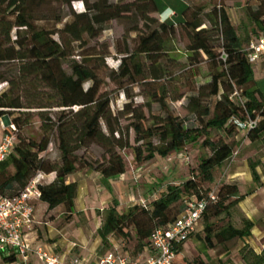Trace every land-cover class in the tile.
<instances>
[{
  "label": "trees",
  "instance_id": "1",
  "mask_svg": "<svg viewBox=\"0 0 264 264\" xmlns=\"http://www.w3.org/2000/svg\"><path fill=\"white\" fill-rule=\"evenodd\" d=\"M45 1L0 0V63L17 64L15 69L18 80L34 90L39 88L38 86L49 90L48 104H54L49 106L43 101H38L34 105L24 106L18 98L11 95L14 82L0 76V81L8 83L11 87L0 94V118L11 117V124L17 131H21L29 120V112L22 110L38 109L37 116L43 134L40 141L35 142L21 139L15 132L14 148L7 159L0 163V198L18 196L38 173L54 174L53 182L38 185L40 202L47 206L48 212L63 207L69 217L74 213L77 184L68 182L67 179L78 171L84 169L95 172L101 177L103 184H107L108 180L125 173V163L120 155L124 150H131L134 164L139 165L150 162L155 157L164 159L171 154L181 153L188 144L195 143L207 130L222 131L229 136L233 135L237 140L238 133L234 126L229 124V120H244L246 115L232 98L233 89L241 91L247 99L245 108L249 117L259 119L258 127L246 134L247 141L252 144L264 139V91L259 89L255 81L254 68L248 62L247 53L224 5L213 7L207 13L203 7H187L183 14L184 22L174 25L150 17V14L157 11L153 0H140L130 4H121V0H117L115 4L110 0H96L91 6L87 0H80L85 10L73 13L71 22L63 24L56 33L58 40H54L51 33L36 29L34 25V11ZM52 1L59 6H70L77 0ZM227 1L234 0H223V4ZM132 11L140 16L147 32V35L139 37L134 55H142L149 60L157 58L163 49L162 35L173 34L174 26H179L186 33V51L190 64H198L203 55L208 64L220 67L221 72L215 73L210 82L200 88L198 96L188 100L186 106V110L204 124V131L188 129L182 121L170 114L159 119L156 125L147 127L144 125L143 113L137 108H132L129 103L124 104L120 115L128 116L134 123L123 131L120 128V117L113 116L110 111V99L99 95L100 84L95 72L78 63L72 64L70 75L63 71L62 62L69 56L67 46L70 43H81L84 36L89 39L97 38L105 24L113 20H124ZM55 22L59 24L61 19L58 18ZM205 23L211 31L204 28ZM251 24L247 45L264 35V3H260L258 11L251 17ZM155 25L156 27L151 29ZM14 29L24 30V34L17 33L15 40L11 41L10 35ZM213 36L221 41V51L218 54L211 45ZM222 54L226 57L225 61L221 59ZM125 62V59H122L118 66L124 78L128 74ZM86 83L91 86L84 90ZM219 93V100L210 113L202 101L217 97ZM157 102L161 107L165 105L163 97ZM53 107L63 109L54 121L49 118L48 111H44ZM206 118L207 120L203 121ZM130 130L134 134L135 146L129 144ZM9 132L4 131L6 134ZM53 137L56 138L60 154L58 163H51L40 157L47 151ZM153 139L157 140V145L153 144ZM86 143H94L103 150L102 162L90 163L76 156ZM236 147V141L210 144V157L202 159L186 181L179 185H167L159 197L150 203L135 205L126 212L119 213L117 203L113 200L103 211L102 222L97 229L101 244L106 245L108 238L127 240L132 229L137 242V255L149 247L148 239L155 229L172 224L188 202L205 200L209 192L214 193L215 201L208 203L200 220L204 225V247L213 250L215 246L250 238L254 225L246 218L241 220L240 228L227 224L217 231L210 222L223 214L230 215V210L243 200L237 186L227 184L217 191L203 187L205 183L212 182L213 172L233 156L238 148ZM249 171L253 183L258 185L256 166L250 164ZM193 237L199 239L196 233H192L186 241L175 246L176 256ZM239 256L243 264H264V249L256 253L246 244L239 251ZM13 260L15 259L12 257L4 258L6 262ZM195 263L209 264L200 260Z\"/></svg>",
  "mask_w": 264,
  "mask_h": 264
},
{
  "label": "rangeland",
  "instance_id": "2",
  "mask_svg": "<svg viewBox=\"0 0 264 264\" xmlns=\"http://www.w3.org/2000/svg\"><path fill=\"white\" fill-rule=\"evenodd\" d=\"M116 1L110 0L113 4ZM138 1L140 0H121V4L138 3ZM261 1L234 0L223 4V0H153L157 11L150 14V17L159 22L179 25L185 20L183 14L187 7H190V9L203 7L207 13L213 7L224 5L230 22L241 40L242 47L245 48L252 29L251 17L258 11L260 3H264ZM87 2L91 6L96 0H87ZM83 10H85V6L80 0L71 3L70 6H59L52 0H46L40 8L34 11V25L36 29L46 30L52 34V39L58 40L57 31L62 28L64 23L71 22L73 13L82 12ZM58 18L61 19L59 24L55 22ZM154 27L156 25L151 29ZM204 28L211 31L207 23H205ZM133 29H137L136 32H129ZM17 33L23 35L24 30L14 29L10 35L11 41L15 40ZM146 33L144 23L140 21V16L132 11L124 20H113L105 24L103 31L97 38L89 39L84 36L81 43H70L67 46L69 56L62 62V69L70 75L72 64L78 63L95 72L97 81L100 84L99 95L107 96L110 99V111L113 116L120 117V128L123 131L134 123V120L128 116L120 115V111L126 103L143 113L145 117L144 125L147 127L156 125L159 119L164 118L166 114H170L182 121L186 128L204 131V124L195 115L190 114L186 110V106L188 100L197 97L200 88L210 82L215 73L221 72L220 67L216 68L212 64H208L203 55L198 64L191 65L186 51L188 44L186 33L179 26H174L173 34L162 35L163 49L157 58L149 60L145 56L134 55L139 44V37L147 35ZM211 45L214 47L216 54L221 51L222 45L218 37H212ZM122 59H125L126 69L128 70L125 78L121 76L118 69ZM16 65L8 62L0 63V76L14 82L11 95L18 98L24 106L34 105L38 101L54 106V104H48L49 90L41 86L34 90L18 80ZM253 68L254 71H264V65H255ZM90 86V83H86L83 88L86 90ZM258 87L264 91V84H260ZM8 89H11L8 83L0 81V94ZM219 96L220 93L217 97L203 99L202 104L209 108L210 113L213 112ZM161 97H163L165 103L163 107L157 102ZM61 110L63 109L53 107L44 111H48L49 118L54 121ZM22 111L29 112V120L21 131H17L15 128L17 136L24 140L39 142L43 135L40 129L41 122L37 116L39 110ZM11 119L7 116L0 118L1 132L10 131ZM206 120L207 118L203 121ZM204 133L195 143L188 144L181 152L182 156L187 157V162H181L175 158V154H171L164 159L155 157L150 162L137 165L133 162L131 150L120 152L125 163V173L124 176L118 177L117 185H114L116 190L113 189L114 191L107 193V198L110 197L117 203V211L124 213L130 207L142 205L144 201L150 203L159 197L167 185H179L186 181L190 172L198 166L200 161L210 157V144L236 141L238 147H236V151L238 153L235 157H231L224 162L220 169L213 172L212 182L203 185L207 190L217 191L223 185L235 184L228 179L232 171L241 172V169L245 166L249 170L250 164L262 165L264 139L249 145L245 142L243 146L246 137L240 134H237L238 138L235 140L233 135L229 136L222 131L207 130ZM152 142L154 145L158 143L156 139H153ZM129 144L135 146L132 130L129 131ZM103 155V150L94 143H86L76 153L79 159L90 163L94 161L102 162ZM40 157L51 163H58L60 154L55 137L51 138L47 151L41 154ZM259 170L264 176L261 167ZM85 171L87 172L83 169L73 175L82 176ZM242 178L243 176L239 177V179ZM42 183L47 182L42 181ZM258 186L259 184L256 185V187ZM253 189L243 184L239 195L243 196L244 200L253 192ZM87 190L90 198L86 199L82 196L79 200V211L74 212L69 217L66 216L63 207L52 213H43V205L36 204L35 217L40 216V218L35 219L36 224L33 227L34 230L38 227L40 229L39 233L48 235L44 239V243L60 246V249L72 247L71 254L96 253L101 255L113 249L112 244V247L107 249L97 248V229L101 225L103 211L112 202L104 203L107 199L106 196L104 197L106 193L102 194L97 180L92 179V183ZM242 201L230 210V215L223 214L218 218L211 219L210 222L215 231L227 224L240 228L241 220L245 218L240 206L246 211H253V207H257L262 225H258L256 230H252L251 233L254 236L251 234V237L244 241L234 240L223 246H215L213 250H207L203 243L205 234L202 222L195 232L200 240L196 237L189 239L185 243L183 251L175 257L173 264H196L195 261L197 260L209 264H243L239 251L246 244L256 253H259V241L264 235V191H261L259 196L252 201L245 203ZM88 204L89 206H87ZM130 233L131 236L127 240L111 239L123 254L133 257L137 253V242L132 229Z\"/></svg>",
  "mask_w": 264,
  "mask_h": 264
},
{
  "label": "built area",
  "instance_id": "3",
  "mask_svg": "<svg viewBox=\"0 0 264 264\" xmlns=\"http://www.w3.org/2000/svg\"><path fill=\"white\" fill-rule=\"evenodd\" d=\"M244 51L247 53L248 62L253 67L259 65L261 59L264 58V35L251 41ZM221 59L226 60L224 54ZM232 98L245 111L246 118L244 120L231 118L229 124L234 126L238 134L246 136L258 127L259 119L258 117L252 119L246 113L247 99L241 91L233 89ZM9 128L10 132L5 133L0 142V163L7 159L16 142L15 127L11 125ZM237 153L236 151L232 157H235ZM182 158L185 157L182 156ZM42 181H44V174L38 173L18 196L0 198V255L6 258L12 257L23 264H27L31 256H34L40 264H87L76 257L66 260L49 248L33 247L26 240L25 235L33 228L34 203L40 201L37 187ZM214 201V193L209 192L205 200L188 202L183 212L172 224L155 229L148 239V248L153 252V256L146 262L138 263L120 253L109 252L94 264H173L176 257L175 246L186 241L190 234L196 232L208 203Z\"/></svg>",
  "mask_w": 264,
  "mask_h": 264
},
{
  "label": "crops",
  "instance_id": "4",
  "mask_svg": "<svg viewBox=\"0 0 264 264\" xmlns=\"http://www.w3.org/2000/svg\"><path fill=\"white\" fill-rule=\"evenodd\" d=\"M260 65H264V58H262L261 61L259 62V66ZM254 78H255V81H256L258 86L260 84H264V71H261V72L260 71L259 72L254 71ZM4 134L5 133L1 132V130H0V142L2 141V139L4 137ZM241 136H244V135H241ZM245 142H247L248 145L251 144L246 139L243 142V146L245 145ZM174 156H175V158H177L181 162H185V161L187 162V160H186L187 157L185 156L186 159L182 158V153H177ZM261 164L262 165L256 166V172L259 176V186L258 187H256V185L253 183L250 171L248 170L247 166H245V168H242L241 172L232 171V173L228 176V179L232 183L234 182L235 185L237 186L239 194H240V190H241V187L243 184L248 186L250 189L254 188L253 192L249 196L245 197V199L242 201L243 203H245L247 201H252L253 199H255L259 196L261 191H264V176H262V174L259 170V168L261 167L262 171H264V159H261ZM122 176H124V175H122ZM240 176H243V178L239 179ZM54 179H55L54 174H44V181H46L47 183L53 182ZM92 179L98 181L99 189L102 190V194L106 193V195H104V197L106 196V198H107L108 192L110 193V191H114L113 189L116 188L114 185H117L116 182L119 180V178H115V179L108 180L107 184H103L101 177L97 173L91 172V171H87V172L85 171L84 174H82V176H77V174H76V175H72V176L68 177V179H67L68 182H75L77 184V197H76V200L74 202V205H75L74 206V212L79 211V205H80L79 200L82 196L85 197L86 199L90 198L88 195L87 189H89V186L92 183ZM110 201L112 202L113 199L109 197L104 201V203L107 204ZM142 201H144V200H142ZM38 203L43 205V207H44L43 213L48 212L47 206L45 204L41 203L40 201L35 202L34 203V224H36L35 219L40 218V216L35 217V215H36V213H35L36 212V204H38ZM144 203H147V202L144 201ZM85 206H86V204H85ZM87 206H89V204ZM58 208H60V207H58ZM58 208L54 209L53 211H50L49 213L54 212ZM253 208H254L253 211H246L243 208H241V206H240L241 212L244 214L246 219H248L250 222L253 223V225H254L253 230H256L258 225H262V223L260 222L257 207H253ZM248 212H250V213H248ZM43 213L41 214V217H42ZM34 224H33V226H34ZM39 230L40 229L38 227L35 230L33 227L32 230L25 235L26 240L33 247L49 248L51 251H53L54 253H56L59 256H62L66 260L73 258V257H76V258L82 259L87 264H94L98 261V259L100 257H102L103 255H105L106 253H109V252H117V253L122 254L123 256L129 257V256L123 254V252H121L117 248V246H115V244H113L111 238H108L106 245H102L100 239L98 238L97 248L107 249L109 247H112L111 244L113 245V249L105 252L104 254H101V255H98L96 253H89V254H83V253H79V254L77 253L76 254V253H74V254H71L72 249H73L72 247H70L69 249L68 248L67 249H60V246H57L54 244L52 245V244L44 243V239H46V237L48 235L46 233H44V234L42 233L43 234L42 235L41 233H39L40 232ZM251 234H252V236H254L253 233H251ZM259 242H260V248L258 249V251L260 252L262 249H264V235H262ZM59 250H61V251H59ZM63 250H65V251H63ZM152 256H153V252L149 248H145L141 252H139L137 255H135L133 257H129V258H131L134 261H137L138 263H144L148 259H150ZM4 258H6V257H3L0 255V264H23L19 260H13L12 262H6V261H4ZM27 264H40V263L36 260V258L34 256H31V258Z\"/></svg>",
  "mask_w": 264,
  "mask_h": 264
}]
</instances>
